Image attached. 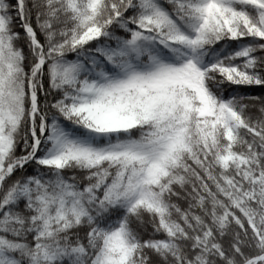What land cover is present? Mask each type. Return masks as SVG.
Segmentation results:
<instances>
[{"label":"snow or ice","instance_id":"snow-or-ice-1","mask_svg":"<svg viewBox=\"0 0 264 264\" xmlns=\"http://www.w3.org/2000/svg\"><path fill=\"white\" fill-rule=\"evenodd\" d=\"M0 264H264V0H0Z\"/></svg>","mask_w":264,"mask_h":264}]
</instances>
